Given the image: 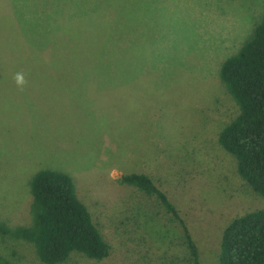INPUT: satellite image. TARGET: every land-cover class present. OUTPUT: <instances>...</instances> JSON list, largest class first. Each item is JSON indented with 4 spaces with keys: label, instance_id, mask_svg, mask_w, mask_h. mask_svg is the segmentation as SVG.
<instances>
[{
    "label": "rangeland",
    "instance_id": "374dc122",
    "mask_svg": "<svg viewBox=\"0 0 264 264\" xmlns=\"http://www.w3.org/2000/svg\"><path fill=\"white\" fill-rule=\"evenodd\" d=\"M262 9L263 0H0V222L28 221L29 182L51 169L73 179L110 246L103 260L73 253L61 264H189L179 225L118 183L142 173L177 209L199 264H217L224 228L264 209L217 144L237 114L220 66ZM0 255L44 264L8 236Z\"/></svg>",
    "mask_w": 264,
    "mask_h": 264
},
{
    "label": "trees",
    "instance_id": "16d2710c",
    "mask_svg": "<svg viewBox=\"0 0 264 264\" xmlns=\"http://www.w3.org/2000/svg\"><path fill=\"white\" fill-rule=\"evenodd\" d=\"M219 80L237 108L222 125L219 148L230 158L245 191L264 196V0L260 21L240 50L220 66ZM123 186L135 189L170 216L182 230L189 264H199L198 249L175 206L142 173L124 174ZM31 203L28 223L0 222V236L23 240L34 246L44 264H61L73 253L93 260L108 257L110 246L94 224L76 193L73 179L64 172L41 169L29 182ZM28 224V225H27ZM217 264H264V209L234 218L224 228ZM0 264H16L0 255Z\"/></svg>",
    "mask_w": 264,
    "mask_h": 264
},
{
    "label": "clouds",
    "instance_id": "9594fccd",
    "mask_svg": "<svg viewBox=\"0 0 264 264\" xmlns=\"http://www.w3.org/2000/svg\"><path fill=\"white\" fill-rule=\"evenodd\" d=\"M18 81L22 83V78L18 77Z\"/></svg>",
    "mask_w": 264,
    "mask_h": 264
}]
</instances>
